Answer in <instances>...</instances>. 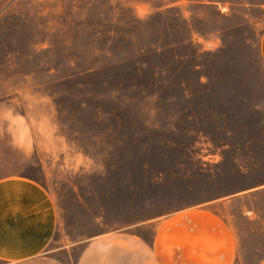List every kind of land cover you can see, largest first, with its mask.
Returning <instances> with one entry per match:
<instances>
[{
  "label": "rangeland",
  "instance_id": "374dc122",
  "mask_svg": "<svg viewBox=\"0 0 264 264\" xmlns=\"http://www.w3.org/2000/svg\"><path fill=\"white\" fill-rule=\"evenodd\" d=\"M263 32L264 0H0V178L48 191L50 250L211 203L264 264Z\"/></svg>",
  "mask_w": 264,
  "mask_h": 264
},
{
  "label": "crops",
  "instance_id": "0c3cea01",
  "mask_svg": "<svg viewBox=\"0 0 264 264\" xmlns=\"http://www.w3.org/2000/svg\"><path fill=\"white\" fill-rule=\"evenodd\" d=\"M260 52L264 66V32ZM210 206H191L154 220L151 237L132 229L97 234L85 241L76 258L69 255L67 260L58 255L61 248L49 249L57 208L45 187L22 175L3 177L0 264H235V236Z\"/></svg>",
  "mask_w": 264,
  "mask_h": 264
}]
</instances>
